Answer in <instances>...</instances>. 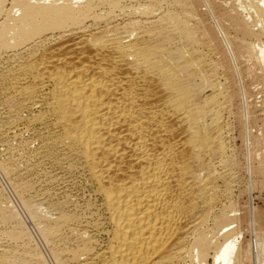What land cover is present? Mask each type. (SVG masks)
<instances>
[{"label": "bare ground", "instance_id": "1", "mask_svg": "<svg viewBox=\"0 0 264 264\" xmlns=\"http://www.w3.org/2000/svg\"><path fill=\"white\" fill-rule=\"evenodd\" d=\"M263 35L264 0H0V171L53 264H264L229 118ZM2 194L0 264H50Z\"/></svg>", "mask_w": 264, "mask_h": 264}, {"label": "rangeland", "instance_id": "2", "mask_svg": "<svg viewBox=\"0 0 264 264\" xmlns=\"http://www.w3.org/2000/svg\"><path fill=\"white\" fill-rule=\"evenodd\" d=\"M259 28H260L259 26H255V29L257 31L260 30ZM228 33L233 34L235 32L228 30ZM262 40L264 41V35L262 37ZM227 59H226L227 62L225 61L226 65L227 66L229 65L228 67L230 66L232 67L233 66L232 61L229 60V58ZM237 60H238L237 61L238 66L242 73L243 82H242L241 76H239L238 74H237L238 75L237 78L240 77L238 78V80L241 79V81L239 82H241V86L243 84V86L245 87L246 94L243 93V91L239 92L240 93L239 95L241 96V97L238 96L239 104L235 105L234 113L233 115L231 114V116L229 117L231 119L230 123L231 122L233 123V124L231 123L232 129L235 127L234 128L235 131L232 130L231 132L233 133L231 135L234 136V137L232 136L233 138H231L232 139L231 145H232V148H234V154H235L237 162L239 163L238 164L239 168H237L236 170L238 171L239 176L241 178L239 180V186H238L239 189L237 188V190L234 191V198L238 202L237 203L239 205L238 209L240 210V212H242V216H245V219L243 218L244 220L242 224L243 245L244 247H249L250 249L252 243H254V235H253V232H251L250 225L248 224V219H250L248 217L249 215H251L252 212H253V215L255 214L254 216L256 217V227L259 230L258 231L259 238L262 240L264 239V233H263L264 232V174L257 175L254 171L252 172V169H251L255 166V164H257L260 158L264 157V77L262 75V71L260 70V68L256 67V63L254 60H250L246 57H243V59H237ZM231 67L229 69H231ZM233 69L234 68L232 67V70ZM232 70L230 73L231 78L233 77V75H235L234 77H236L235 71L234 70L232 71ZM234 77L232 78L233 80H235ZM231 82L236 83V81H231ZM235 86L236 87L234 88L237 89L238 85L235 84ZM237 90L240 91L239 89ZM237 108L238 110L239 109L240 110L238 111ZM258 152L260 153L258 154ZM258 155L259 157H257ZM0 175H1L0 176L1 177L0 178V194L3 192L5 195L2 194V196H6V198H8L10 201L14 202V205L17 209L20 208L18 209L19 214L27 225L28 218L25 215V212H23L24 210L21 209L22 207L20 203L18 202L16 196L14 195L8 180L1 173V171H0ZM4 189H6V191ZM71 190L75 195H77V197L78 196L82 197L81 189L77 188V186H73ZM27 227L30 228L29 230L33 228L32 226H30V224H28ZM33 229L30 232L31 234L33 232L32 235L35 236V239L38 241L37 242L39 243L38 247L41 248L39 249L43 252L44 257L48 259L47 260L49 261L48 263L53 264V262H51L52 261L51 258L48 257L49 252L47 248L45 246H44L45 248L43 247L44 244H42V242H40L39 237H37L39 236L38 233L36 234L37 231ZM45 249H46V252H48V254L45 252ZM252 249L254 250V248ZM45 253H46V256H45ZM255 261L256 260L253 256V258L250 257L249 259L245 260L244 264H255ZM210 263H212V261H210Z\"/></svg>", "mask_w": 264, "mask_h": 264}]
</instances>
